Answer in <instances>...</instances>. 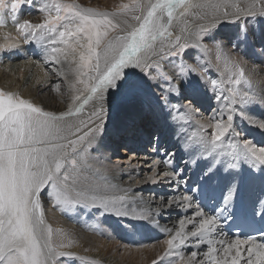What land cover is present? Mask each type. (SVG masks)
I'll return each mask as SVG.
<instances>
[{"label":"bare ground","instance_id":"1","mask_svg":"<svg viewBox=\"0 0 264 264\" xmlns=\"http://www.w3.org/2000/svg\"><path fill=\"white\" fill-rule=\"evenodd\" d=\"M63 1L78 4L77 0ZM110 3L113 1L110 0ZM133 3V0L125 2L130 7ZM188 3L201 7L193 6L188 10L187 16L172 21L169 28L171 36H167L170 40H165L164 36L154 43L156 52L149 55L148 64L144 68V72L150 75L138 68L130 69L128 74L117 82L116 88L109 89L107 93L105 124L102 134L91 149L90 159L93 166L90 167L89 179L93 190L98 194L107 197L125 196L123 206L118 212L112 209L105 215H98L97 210L101 208L99 205L89 204L85 207L80 204L71 208L63 205L64 212L55 214L61 204H56L53 197L46 201L50 198L48 192L51 189H45L40 194L42 210L48 220L46 225H52L53 247L75 250L81 264H187L193 251L198 253L196 259L205 260L206 264L203 253L207 250V241L212 240L216 245V241L232 239L225 233L224 226L236 211L243 208L245 218L260 221L264 219V165H256L244 156L234 160L230 155L232 148L229 147L232 145L239 152L244 149L245 142H250L253 147L264 148V129L258 126L264 123V95L258 94V101L253 99L244 104H231L232 90L243 91L248 87L243 83H234L233 70L224 59V56H228L227 50L220 45L221 38L228 30L235 31L237 34L234 32L235 34H227L226 37L233 45L240 46L241 54L229 56L245 62L246 76L251 78L254 86L264 88V81L260 76V72H264V14L258 12L261 8L260 0H188ZM210 5H221L217 15L225 11L237 13L239 10V17L216 21L215 27L201 38L209 48V51L204 52L197 47V41L200 39L201 27H207L213 22V9ZM224 5L227 7H223ZM253 8L257 13L247 16L246 12ZM119 11L120 9L114 10ZM22 12L18 13V19ZM130 15L129 13V23L137 24L135 20H131ZM1 31H4L8 38L12 36V40L16 33L24 35V31L19 30L18 26L10 28L9 23L5 21ZM18 35L17 37H20ZM27 37H23L24 42L18 46L15 44L11 52L0 51L1 56L10 58L18 55L34 61L37 65L36 72L29 74L25 70L30 66L24 67L25 72H21L12 92L46 111L59 114L67 111L69 105L75 111L82 101H72V97L76 94L75 89H83V85L74 83L75 78L68 73L67 82L62 83L64 92L61 94L53 91L57 78L50 72L58 76L57 70L63 71L67 65L62 68L61 64H56L48 58L49 52L42 54L40 50L35 49L41 40L38 30L32 35L31 42L26 40ZM178 37L185 48L180 50L179 56H169V41L174 44ZM8 38H3V45L9 44ZM217 44L224 51V56L219 59L217 52L212 48ZM5 67L12 72L13 66ZM191 67H197V71L188 72ZM1 68L2 66L0 79L4 88L1 86L0 90L11 91L12 81L5 77L6 72ZM187 72L186 76L179 78L177 92H166L169 85L165 77L170 75L175 79L177 75ZM213 77L220 84V94L223 96L213 93ZM132 80L135 81V94L129 96L128 84L132 83ZM225 85L230 88L227 89ZM138 90H146L154 97L157 93L164 92V95L167 93L171 98H167V104L161 105L160 108L150 96L141 98L134 110H127L120 116L124 110L121 108L128 109L130 99L140 98L136 94ZM92 103L90 101L85 106L82 114L70 117L69 122L79 124L81 118L87 119ZM188 103L191 106L187 105ZM232 108L231 129L222 139V149L217 152L210 153L201 144V153L195 157L191 154V144H182L180 131L175 134L170 129L171 123H181L183 131L200 137L206 130L213 132L215 122L224 120L226 123L229 109ZM118 120V125H115ZM210 124L213 126H209ZM159 126H162L161 130ZM202 137L211 139V136ZM99 141L101 148L98 147ZM131 151L135 155L130 159L132 162L126 161L125 158ZM113 155L118 158L112 161ZM168 159L172 161L170 166L164 163ZM233 164L234 166H230ZM165 170H170L177 176L158 175L156 184L143 182L152 172L159 174ZM183 171L184 176L178 177ZM229 193H232V199L225 204V197ZM183 195L191 197V206L180 200ZM170 199H176L180 206L177 203L166 206ZM117 207L119 208V205ZM198 211L203 215L197 216ZM207 216L217 218L215 231L203 236H191L190 233L195 231L200 221ZM180 220L185 221L182 235L186 238L183 244H180L177 238L176 247L169 250L165 243L167 239L159 242L160 236H174L180 230ZM101 231L104 239L100 238ZM255 241L260 243L258 239ZM93 250L100 255L96 258L88 255ZM67 254L61 258H73L71 252ZM53 262L54 259L51 264Z\"/></svg>","mask_w":264,"mask_h":264},{"label":"snow or ice","instance_id":"2","mask_svg":"<svg viewBox=\"0 0 264 264\" xmlns=\"http://www.w3.org/2000/svg\"><path fill=\"white\" fill-rule=\"evenodd\" d=\"M24 2L11 0L9 5L6 0H0V16L10 7L11 18L15 20V13ZM260 4L258 12L264 14V0H260ZM193 6L201 7L189 4L188 0H147V3L134 0L131 7L121 4L119 12L107 13L53 0L52 5L41 8L45 14L44 23L32 24L25 20L18 24V29L24 31L26 36L34 35L35 30H39L41 39L45 32L50 34V42L56 46L51 47L48 58L61 64L62 68L67 65L63 71L57 70L56 74L67 76L70 73L75 78L74 83L83 85V89L76 88V94L72 97L74 101H82L75 111L69 105L67 111L59 114L46 111L16 93L0 90V264H51L56 256L68 255L57 252L53 247V230L45 223L40 196L45 189H51L48 195L55 199L56 204L69 208L91 204L99 205L105 211L116 209L118 212L123 206L125 196L107 197L98 194L89 179L91 149L105 124L107 93L109 89L116 88L126 69L135 67L144 72L149 61L145 53L153 49L158 39L166 34L171 36L169 28L173 19L187 16ZM209 7L213 9V22L201 27L200 39L197 41V47L204 52L209 51V48L201 38L215 27L216 21L239 17V10L237 13L225 11L217 15L221 5ZM129 13L131 20L137 24L129 23ZM256 13L253 8L246 15ZM2 23L0 19V25ZM169 43V56H179L180 50L185 48L179 37L174 44L171 41ZM12 47L15 46H5L6 49ZM212 48L217 52L218 59L224 56L220 45H213ZM77 53L78 61L75 59ZM224 59L233 70L234 83L248 86L243 91L232 90L231 104L235 106L251 102L254 96L250 94L252 81L246 76V63L234 60L231 56H224ZM190 71L196 72L197 67H191ZM188 72L177 75L175 79L170 75L165 77L169 85L166 92H177L179 78ZM212 83L215 84V81ZM128 89L129 96L135 94L133 83L129 82ZM52 90L61 93L60 84L53 85ZM161 98L167 102L166 95ZM90 101L93 103L87 119L81 118L79 124L70 123L69 118L82 114ZM187 105L191 106L190 103ZM232 111L233 108L229 109L226 123L224 120L214 123L210 140L201 138L206 151L212 153L222 149V139L231 129ZM258 126L264 129V123ZM229 147L232 148L230 155L234 160L244 156L256 165H264V148L253 147L250 142H245L244 149L239 152L234 146ZM164 163L170 166L172 161L168 159ZM158 175L177 176L170 170L159 174L152 172L143 182L156 184ZM231 199L232 193H229L225 197V204ZM180 200L187 206L192 204L189 195H183ZM174 203L180 206L176 199H170L166 206L170 207ZM196 215L202 216L203 213L198 211ZM179 224L180 230L165 241L169 250L176 247L177 238L180 244L186 238L182 235L185 221L180 220ZM217 224L215 216H207L190 235L196 237L198 234L203 236L212 233ZM207 243V250L203 253L206 264H264V243H257L254 238L234 237L216 241V245L212 240ZM197 256L198 253L193 251L187 264H205V260H197Z\"/></svg>","mask_w":264,"mask_h":264},{"label":"rangeland","instance_id":"3","mask_svg":"<svg viewBox=\"0 0 264 264\" xmlns=\"http://www.w3.org/2000/svg\"><path fill=\"white\" fill-rule=\"evenodd\" d=\"M111 1H113V3H110V0H77V3H78V5H80L81 7H84V8H91V9H93V10H95V11H98V12H106V11H108L107 13H112V12H114V10H116V9H119V5H121V4H125V2H126V0H111ZM134 1V0H133ZM143 1H145V2H147V0H143ZM10 2H11V0H6V3H8L9 5H10ZM58 2L59 3H62V4H69V3H67V2H64L63 0H58ZM152 2H154V0H152ZM52 3H53V0H25V2L21 5V7L17 10V12L15 13V17H16V19L15 20H13L12 18H11V16H12V14H11V12H10V7H9V9H7V10H5V12L2 14V16H0V19H2L3 20V23H2V25H0V29L2 30V28H3V25H4V21L6 22V23H9V26H10V28H17V26H18V24L19 23H23L25 20H27V21H30L32 24H38V23H44V19H45V14L44 13H42L41 12V8H43L45 5H52ZM21 11H23L22 12V16L18 19V13H20ZM63 14V13H62ZM52 15H53V17L55 16V12H54V10H53V13H52ZM39 17H41V18H43L42 20H39L40 18ZM180 19V17H176V18H174L173 19V21H177V20H179ZM0 30V31H1ZM59 30H63L62 28H60ZM31 31H33V30H30V32ZM37 30H35V32H36ZM39 31V30H38ZM235 31H233V30H228V32H227V34L228 35H230L231 36V34L232 33H234ZM236 33V32H235ZM234 33V34H235ZM3 34V35H2ZM21 34H23V32H21ZM116 33H111L110 35H115ZM227 34L224 36V37H222L221 38V41H222V43H220V45L222 44V46H224L225 48H226V50H227V53H228V56H229V54H232V56L234 55V56H238V54L240 55L241 54V50H240V46L239 47H237V46H235V45H233V43H231L229 40H228V38L226 37L227 36ZM237 34V33H236ZM17 35H18V33H16V35H15V38H14V36H13V40H12V36L10 37V38H8V35H4V31H1L0 32V51L1 52H11L12 51V49L14 48V47H12V48H8V49H6L4 46H6V45H3V44H5V42H4V40H3V38H8V40H9V44L8 45H13L14 44V46H15V44H16V46H18V44L19 43H22V42H24V38L23 37H25L26 36V33L24 32V35H18V36H20V37H17ZM28 37H27V41L28 42H31V40H32V35L30 36V35H27ZM167 34L165 35V40H170V39H168L167 38ZM57 38H58V32H57ZM174 38V37H173ZM3 40V41H2ZM15 40H17V41H15ZM13 41V42H12ZM46 41V42H45ZM51 35L50 34H47L46 32H45V36H44V38L43 39H41L40 40V44L38 45V47H36L35 49L36 50H40V52L42 53V54H44V53H47V52H50V47H53V46H56V45H52L51 44ZM204 42H206V41H204ZM45 44H47V45H45ZM51 45V46H50ZM234 47H233V46ZM40 46V47H39ZM43 46V47H42ZM61 47H63V45H60ZM228 46V47H227ZM2 48V49H1ZM45 50H44V49ZM48 50H47V49ZM234 48V49H233ZM153 49H154V51H153ZM153 49H149L148 50V52L147 53H145V55H147V56H149L151 53H155L156 52V48H154L153 47ZM174 57H177V56H174ZM71 59V58H70ZM75 59L76 60H78L79 59V55H78V53L75 55ZM26 64V65H25ZM165 64V63H164ZM0 66H2V68L1 69H3V70H5V77L6 78H8V79H11V81H12V90L10 91V92H12L13 91V87H14V85L18 82V79L20 78V74H21V72H25V71H27V73L29 74V73H35L36 72V70H37V65L35 64V62L34 61H30L29 59H27V58H23V57H20V56H18V55H16V56H13V57H4L3 55L1 56V54H0ZM4 66H8V67H12L13 66V68H11V69H13L12 70V72L9 70V69H7L6 70V67L4 68ZM25 66H27L28 68H29V66H30V68L29 69H26V68H24ZM133 68H135V67H130V68H128V69H126L125 71H124V73H123V76H125L126 74H128V72H129V70L130 69H133ZM21 69H23V70H21ZM26 69V70H25ZM20 70V71H19ZM25 70V71H24ZM262 72V73H261ZM260 72V76H261V80L262 81H264V72L263 71H261ZM16 74V75H15ZM50 74H53L54 75V78H57V84H60V86H61V92H64V85L63 84H65L66 82H67V79H68V75L67 76H65V75H60V76H56L55 74H54V72H50ZM131 79V77L128 79V81ZM75 80V79H74ZM213 81H215V84H214V86H213V93L216 95V96H223L222 94H220L222 91L220 90L221 88L219 87V83H217V81H216V79L213 77ZM65 82V83H64ZM119 82V81H118ZM179 82V81H178ZM63 83V84H62ZM132 83L134 84L135 83V81H133L132 80ZM56 84V83H55ZM3 87L4 88V86H3V83H2V80L0 79V87ZM225 86H227V89H229L230 88V86L229 85H225ZM219 87V88H218ZM246 87H248V86H246ZM216 88V89H215ZM255 88V89H254ZM215 90V91H214ZM219 90V91H218ZM251 90V92H250V94H252L253 96H254V100H257L258 101V94H263L264 95V88H258V87H256V86H254L253 84H252V89H250ZM253 90H256V92L255 91H253ZM261 90V91H260ZM6 91V90H5ZM263 92V93H262ZM163 94H161V92H159V93H157L155 96L156 97H154V96H152V95H149V92H147L146 90H142V91H136V94H138L139 96H140V98H138V99H130V101H129V103H128V109H125V108H121V109H124L119 115L120 116H122L123 114H125V112L128 110V111H132V110H134V108L140 103V99L141 98H145V97H149L154 103H155V101H156V106L157 107H161V105H165V104H167V103H165V101L161 98L162 96H165L164 94V92H162ZM219 93V94H218ZM225 93H226V91H225ZM227 94V93H226ZM148 95V96H147ZM168 95V97L167 98H171V95L169 96V94H167L166 93V96ZM227 96V95H226ZM154 99V100H153ZM263 100H264V96H263ZM72 101H74L73 99H72ZM71 101V102H72ZM167 101H168V99H167ZM131 107V108H130ZM133 107V108H132ZM130 113V112H129ZM119 121L120 120H118L117 122H115V125H118V123H119ZM172 125L170 126V129L176 134V132H179L180 131V134H181V139H182V144H186V143H188V144H191L190 145V149H192L191 150V154L193 155V156H195V157H197V156H199V154L201 153V151H200V149H201V142H199V141H201V138H203L202 137V135H206V136H211V133L212 132H209V131H204L203 133H202V135H200V137L199 136H193V134H189L186 130H184L183 131V129H182V126L180 125L181 123H171ZM174 124V125H173ZM174 127V128H173ZM179 127H180V129H179ZM162 129V126H159V130H161ZM179 129V130H178ZM182 129V130H181ZM196 141V142H195ZM181 144V143H180ZM98 147H100L101 148V143H100V141H99V143H98ZM130 155H128L125 159H126V161H129L130 159H131V157L132 156H135L134 155V153H133V151H131L130 153H129ZM116 158H118L117 156L115 157V155H113L112 156V161H113V159H116ZM128 159V160H127ZM124 162H126L125 160H123ZM131 162H132V160H130ZM108 161H106V163H107ZM107 165V164H106ZM91 166H93V165H90V167ZM179 170H181V168H179ZM182 172V171H181ZM184 174H185V172L183 171V173H181V174H179L178 175V177H180V175H182V176H184ZM102 193V192H101ZM52 198V196H50V198L48 197L47 198V200L46 201H48L49 199H51ZM94 210V209H93ZM56 212L57 213H55V214H61L62 212H64V206H63V204H61V205H59L58 206V209H56ZM95 212V211H94ZM97 214L99 215V213H103L104 215L106 214V213H108V211H105L103 208H100L99 210H97ZM44 213V212H43ZM45 214V213H44ZM44 219H45V223L47 224L48 223V220L46 219V215H44ZM47 220V221H46ZM116 225H118V224H116ZM50 227H52V225L50 224ZM99 228H100V226H99ZM99 228H98V231H99ZM119 228V226H117L116 227V229H118ZM100 230H102V229H100ZM150 232L152 231L151 229H148ZM164 236V237H163ZM161 237V239L159 240V242H162L163 240H166V239H168L169 238V235H164V234H162V236H160ZM100 238H102V239H104V235H103V233H102V231L100 232ZM55 248V247H54ZM56 249V248H55ZM56 251L57 252H64V253H69V252H71V254L70 255H72V257L73 258H70V259H67V258H65V259H62L61 258V256H56L55 258H54V262H53V264H81L80 263V260L76 257V252H75V250H73V249H56ZM84 256H87V255H85V254H83ZM88 255H90L91 257H98L100 254L97 252V251H95V250H93V251H91ZM77 260H79V262H77Z\"/></svg>","mask_w":264,"mask_h":264}]
</instances>
